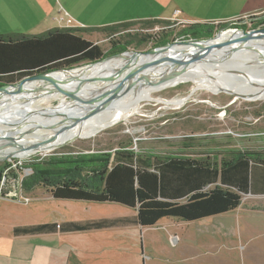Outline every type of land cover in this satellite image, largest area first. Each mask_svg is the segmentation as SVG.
Instances as JSON below:
<instances>
[{"label":"rangeland","instance_id":"rangeland-1","mask_svg":"<svg viewBox=\"0 0 264 264\" xmlns=\"http://www.w3.org/2000/svg\"><path fill=\"white\" fill-rule=\"evenodd\" d=\"M263 20L264 12L246 18V30L260 25ZM231 24H209L213 27L212 38L238 25ZM123 25L115 29L116 32L100 29L84 31L80 35L99 45L108 57L113 48L126 42H130L127 51L140 52L153 49L154 44L164 40L179 42L176 40L179 33L187 27L176 21ZM218 79L211 74L204 77L206 83ZM194 87L193 83L188 82L156 92L150 96L151 102L141 104L139 113L103 129L93 137L76 138L60 148L29 157L0 161V167L9 165L4 170L0 197L4 194L7 197H52L51 185L63 180L62 177L68 172L54 167L55 161H62L64 156L114 153L128 148L139 155L152 153L161 158H209L216 165L223 158L242 152L264 156L263 99L235 97L223 92L228 90L237 94L227 88L210 92L204 87L191 94ZM190 95L191 99L180 108H167L160 102L161 99L189 98ZM58 105L57 100L40 104L52 110ZM38 167L41 170H36ZM36 171H41L44 176L39 177ZM45 179L46 186L42 183ZM87 181L94 187L100 186L94 178ZM214 187L216 185L209 189ZM49 201L53 214H60L64 208L69 211L65 213L73 216L92 214L88 210L91 206L86 202L54 198ZM92 204V207L106 209L110 214L134 216L136 213L118 204ZM43 215L41 204H28L25 201L19 204L0 199V238L5 237L15 225L39 224ZM123 231L122 238L110 246L111 257L106 259L105 264H264V197L244 196L240 207L234 212L199 222L186 223L168 218L153 227H130ZM2 262L0 257V264Z\"/></svg>","mask_w":264,"mask_h":264},{"label":"trees","instance_id":"trees-1","mask_svg":"<svg viewBox=\"0 0 264 264\" xmlns=\"http://www.w3.org/2000/svg\"><path fill=\"white\" fill-rule=\"evenodd\" d=\"M143 23L161 21H139ZM134 23V22H132ZM128 23V24H132ZM126 24V25H128ZM123 24L100 29L116 32ZM264 28V20L250 30ZM100 29H53L39 35L0 36V87L58 69H71L106 58L102 48L80 33ZM213 37L208 24L187 25L176 40L200 41ZM169 44L164 40L154 48ZM130 42L113 48L110 55L128 50ZM56 160L55 168L68 172L51 185L56 200L112 203L135 210L132 217L16 227L15 237L155 226L163 219L199 222L237 210L243 195H264V156L246 152L223 158L218 165L186 156L161 158L139 155L122 148L114 153L80 154ZM0 167V191L5 178ZM36 170H41L39 167ZM39 177L44 176L36 171ZM84 174V177H81ZM94 178V187L87 179ZM42 183L46 186L47 180ZM209 189L210 186H215Z\"/></svg>","mask_w":264,"mask_h":264},{"label":"crops","instance_id":"crops-1","mask_svg":"<svg viewBox=\"0 0 264 264\" xmlns=\"http://www.w3.org/2000/svg\"><path fill=\"white\" fill-rule=\"evenodd\" d=\"M61 10L80 24L82 30L139 21L209 25L262 13L264 0H0V36L39 35L67 29L56 20ZM51 198L22 197L21 204L25 201L43 205L42 220L34 225L132 217L125 213L110 214L106 209L99 214L102 210L92 207V203H88L92 212L89 216H73L65 213L66 208L53 214L52 204L48 203ZM23 226L32 225H15L0 238L2 264H105L111 257L110 246L122 238L124 229L130 228L15 237L14 229Z\"/></svg>","mask_w":264,"mask_h":264},{"label":"bare ground","instance_id":"bare-ground-1","mask_svg":"<svg viewBox=\"0 0 264 264\" xmlns=\"http://www.w3.org/2000/svg\"><path fill=\"white\" fill-rule=\"evenodd\" d=\"M234 32L222 33L220 36L210 41L208 47L222 44ZM251 47H261L264 51V40H255L249 42ZM177 50L183 52H199L200 49L191 46H176ZM149 58L141 57L137 64L132 67L119 81L126 80L131 74L140 71L147 65ZM169 61L160 59L155 62L156 65L161 63V67L157 70L147 69L146 74L153 72H160L164 65ZM126 63V59H113L103 65H98L94 68H78L71 72H57L53 75L59 79L72 78H90L96 75L111 74ZM264 56H259L254 52L241 51L235 55L231 60L218 63H203L195 66L192 70L185 73H179L169 78H166L150 87L146 88L144 92L138 97L137 104L126 110H109L94 114H85L79 118L74 119V124L69 125L60 137L51 144L43 146L40 149L28 150L29 147L35 143L46 141L50 139L55 131L64 125L65 117L59 116L52 120H46L50 116L52 109L41 107L40 104L51 100L59 101V105L55 109H62L65 111L79 109L86 104L77 103L75 105H64V98L62 95L53 94L52 87L43 81L32 82L28 84L20 93H16L10 99H7L2 107H0V146L9 144L11 142L17 143L16 148H9L4 152H0V157H6L12 152H15V158L29 157L46 151L60 148L76 138L93 137L105 128L116 125L124 120H128L132 115L139 113L140 106L143 102L150 101L151 95L169 88L176 87L183 83H193L195 87L192 93L197 90L208 88L210 92H219L223 88L233 90L237 94L264 100ZM211 74L221 79L206 83L204 77ZM108 87L103 82H93L88 84L82 92L83 96L91 93L97 94L102 89ZM137 86L127 89L123 92L121 97L115 102L117 107L127 106L131 103L135 96ZM191 96L184 98H176L172 100H162L161 103L167 108L182 107L191 99ZM107 100H105L106 102ZM151 102V101H150ZM92 107V106H90ZM41 119V120H38ZM24 129L17 132L18 127ZM16 130V131H15ZM31 133V134H28Z\"/></svg>","mask_w":264,"mask_h":264},{"label":"water","instance_id":"water-1","mask_svg":"<svg viewBox=\"0 0 264 264\" xmlns=\"http://www.w3.org/2000/svg\"><path fill=\"white\" fill-rule=\"evenodd\" d=\"M219 34L218 36H220ZM217 36V37H218ZM216 37V38H217ZM215 38L200 41H185L169 43L161 47L153 48L148 51H125L122 53L113 54L100 61L94 63H87L79 65L71 69H58L51 72H45L31 77H27L17 83L4 85L0 87V107L4 105L5 100L10 99L16 93H20L28 84L37 81L47 82L52 87L53 94L62 95L64 98V105H75L77 103L86 104L79 109L65 111L62 109H54L50 116L44 118L46 120H52L59 116L65 117L64 125L55 131L54 135L39 143H35L29 147L28 150L40 149L43 146L54 143L63 131L71 124H74V119L79 118L85 114H94L105 112L109 110L126 111L134 107L138 102V97L146 88L154 85L166 78L174 76L179 73H185L192 70L195 66L203 63L218 64L231 60L235 55L241 51L254 52L259 56H264V51L261 47H251L249 42L255 40H264V28L257 30L238 29L233 35L228 37L226 41L217 46L208 47L210 41ZM176 46H191L200 49L201 51L191 53L177 50ZM141 57L149 58V61L145 67L140 71L131 74L126 80L119 81L129 70L134 67ZM168 60L169 62L163 66L160 72H153L146 74V70H157L161 67V63L156 65L160 59ZM113 59H126V63L117 68L115 72L106 75H96L90 78H72V79H59L53 74L57 72H71L78 68L96 67L103 65ZM93 82L106 83L108 87L102 89L97 94L91 93L87 96H83L84 88L86 85ZM138 87L131 103L127 106L117 107L115 102L121 97L123 92L127 89ZM224 93L234 95L242 99H251L249 97L235 94L228 90H223ZM105 100H107L105 102ZM92 106V107H90ZM41 120V119H38ZM24 129L18 127V131ZM16 131V130H15ZM31 134V133H28ZM17 143L11 142L9 144L0 146V152H4L9 148H16ZM15 152H12L6 157H0V161H5L10 158H15Z\"/></svg>","mask_w":264,"mask_h":264},{"label":"built area","instance_id":"built-area-1","mask_svg":"<svg viewBox=\"0 0 264 264\" xmlns=\"http://www.w3.org/2000/svg\"><path fill=\"white\" fill-rule=\"evenodd\" d=\"M257 15V14H255ZM254 15H251V16H247V17H242V18H238V19H235V20H232V21H229V22H224V23H213V25H216V26H222V25H225L226 23H237L238 25L236 26L235 29L233 28H230L228 29L226 32H235L237 31L238 29H246L245 28V23H246V18H250ZM56 20L59 22V23H63L64 24V27L67 28V29H75V30H80L81 28H83L80 24H78L68 13H66L65 11L61 10L60 12V15L56 18ZM232 25V24H231ZM232 27V26H231ZM226 32H223V33H226ZM4 182V181H3ZM3 189V184H2V188H1V191H0V194H2V190ZM3 197H0V199H8V200H12L14 202H22V197H7L5 194L2 195ZM57 228L59 229L60 228V225H57Z\"/></svg>","mask_w":264,"mask_h":264},{"label":"flooded vegetation","instance_id":"flooded-vegetation-1","mask_svg":"<svg viewBox=\"0 0 264 264\" xmlns=\"http://www.w3.org/2000/svg\"><path fill=\"white\" fill-rule=\"evenodd\" d=\"M255 24V23H254Z\"/></svg>","mask_w":264,"mask_h":264}]
</instances>
